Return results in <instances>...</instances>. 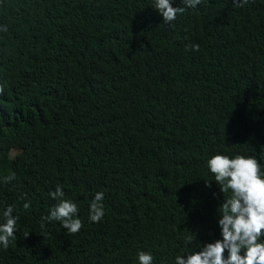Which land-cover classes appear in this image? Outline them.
<instances>
[{"label":"trees","instance_id":"16d2710c","mask_svg":"<svg viewBox=\"0 0 264 264\" xmlns=\"http://www.w3.org/2000/svg\"><path fill=\"white\" fill-rule=\"evenodd\" d=\"M151 4L0 0V208L19 217L0 264H135L140 249L172 264L186 235L217 231L228 193L206 158L264 162V0H202L172 28ZM56 185L77 234L41 228ZM97 191L105 217L90 224Z\"/></svg>","mask_w":264,"mask_h":264},{"label":"clouds","instance_id":"9594fccd","mask_svg":"<svg viewBox=\"0 0 264 264\" xmlns=\"http://www.w3.org/2000/svg\"><path fill=\"white\" fill-rule=\"evenodd\" d=\"M175 0H152L153 9L162 19L166 28L174 27L177 17L186 10L196 9L202 0H181L183 6H173ZM237 6L246 0H232ZM8 31L7 25L0 24V33ZM192 51L199 45L192 44ZM4 88L0 87V94ZM207 171L220 193H228L216 208L213 219L215 234L209 232V240H193L186 235L183 250L177 252L172 264H264V162L257 156L245 154H225L215 152L205 160ZM10 182L14 174L4 178ZM205 187H211L205 183ZM55 201L47 215L41 217V228L57 222L68 234H77L83 227L78 203L66 198L64 189L56 185L49 191ZM213 193V198H215ZM105 194L97 191L88 204L87 222L102 223L105 217ZM22 207L28 209L30 201L23 197ZM19 217L14 206L5 204L0 208V249H7L16 238ZM135 264H156L154 253L140 249L135 255Z\"/></svg>","mask_w":264,"mask_h":264}]
</instances>
